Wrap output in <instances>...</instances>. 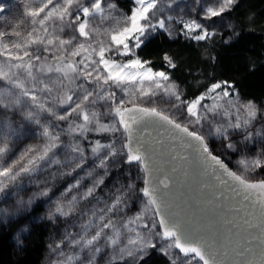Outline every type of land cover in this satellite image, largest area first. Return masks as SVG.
Segmentation results:
<instances>
[{
    "label": "snow or ice",
    "instance_id": "obj_1",
    "mask_svg": "<svg viewBox=\"0 0 264 264\" xmlns=\"http://www.w3.org/2000/svg\"><path fill=\"white\" fill-rule=\"evenodd\" d=\"M134 3L136 6L130 15L125 14L117 18L112 15L115 5L108 4L106 12L102 0H92L88 6H85L84 0H39L37 7L26 2L23 16L30 18L31 22V30L27 32V35L24 36L21 31L17 30L23 21L19 22L11 32L0 31V57L7 58L0 62V81L15 90L0 89V108L5 112L22 110L26 102L30 101L32 109L25 113V119L40 126L43 137L42 144L28 146L16 159L8 163L5 157L10 148L8 136L3 133V129L9 126L5 120L0 119V192H3L10 182L37 172L42 162L49 166L74 164L75 168L82 167L85 159L84 147L79 142L63 145L61 133L66 131L69 134L79 133L84 136L92 131L116 133L122 129L126 134V143L123 148L127 149L124 153L126 155L124 162L128 164L135 162L141 166L144 172V187L140 191L148 198L146 209H154L155 214L161 217L159 220L161 231L154 234L151 229L147 233L139 231L140 227L149 228L148 224L140 223L143 220V213L128 218L121 226H117L112 219L104 222L106 216L102 214L99 216L101 223L95 234L87 239L82 236L80 240H73L74 245L82 243L84 246H92L104 237L107 246L112 247L115 253L110 258L109 264H113L116 260L125 261L126 264L128 261L135 264L143 260L149 249L157 248L153 236L167 242L165 246L159 248V251L168 256L170 264H185L190 254L203 264H225L230 246L236 256L242 257L247 253H252V240H260L264 245V180L250 181L243 173L255 171L258 168L264 169V148L256 157H242L238 160L237 163L243 169V173L237 174L231 171L219 156L213 155L205 136L196 131H190L187 124L177 122L158 107H143L135 103L134 99L127 102L132 103L133 106L127 107L126 101L122 98L118 99L113 89L123 91L134 98L138 92L140 98L159 95L174 99L177 103L172 104V108H184L188 116L194 118L189 120V123L201 125L207 122L210 125L209 134H215L228 141L226 147L233 151L238 150L240 146L232 142L229 130L247 129L257 117L258 109L251 102L237 106L231 100H226L230 96V89H233V85L228 81L213 83L206 92L194 99L183 100L179 87L171 81L167 73L153 72L151 67H148V61H142L136 56V49H139L150 38L151 33L155 32L157 27L165 28L164 20L152 22L159 0H134ZM236 3L237 0H216L217 6L205 9L204 19L210 20L218 17L230 10ZM2 7L0 4V8ZM97 17L99 23L93 26L90 21ZM66 28L73 31V35L68 39L58 35ZM183 28L187 30L184 35L196 41L208 40L215 35L214 31H209L195 20L183 22ZM197 29L200 30L199 34L193 35ZM76 32L85 40L75 43L78 39L74 34ZM9 36L17 39L11 43L6 42L5 38ZM32 45H43L45 53L52 52L54 66L46 63L47 56L43 57L44 62H41L42 58L39 55L28 51ZM126 56L131 57L126 62L123 59H116ZM164 59L169 67H176L171 57L166 55ZM33 61L37 63L34 64ZM51 72L60 74L55 84L46 82L36 75V73ZM78 81H83V83H78ZM28 84L32 85L31 89L27 86ZM38 85L39 91L49 94L57 90L54 99L59 105H67V110L63 114H57L53 107L41 102L34 90ZM89 86H92L91 90ZM130 88L133 91L130 92ZM76 90L79 91V95L76 94ZM206 99H211L212 103H202ZM232 109L235 110L234 113ZM38 112H47L57 121H68L67 130L62 129L56 132L53 130L54 126L42 125L40 119L37 118ZM221 112L224 116L235 115L234 122L229 120L223 124H214L210 119V114L211 117H216ZM105 115H111L113 122L103 123L102 117ZM72 117L76 119L73 120ZM136 126H140L139 135L136 134ZM149 126L162 127L172 135L173 139H179L182 147L191 149L196 154L205 171L211 169L212 175L220 183L227 184L228 181L222 179L221 173L217 171V169L222 170L224 176L237 182L239 191L246 193L244 200H248L253 192L257 194L252 202V212L249 215L255 217L258 213V223L253 222L252 219H244L243 223L246 225L245 231L258 228L259 235L249 232V235L244 238L247 246L241 248L239 238L234 240L225 234H193L181 220L168 213L164 190L169 188V177L165 175L164 178L159 179L155 175L159 169L153 163L154 149L148 140L151 133L147 131ZM14 132L15 130H11L8 135H13ZM257 135L264 137V129H258L256 132L248 131L243 137L244 146ZM189 137L190 140L187 139ZM61 147L67 148L66 158L63 161L55 158L56 150ZM103 150L107 152L99 159L96 167L104 169L107 174L109 161L120 153L113 144H101L99 140L91 147L94 156L102 154ZM88 175H92V172ZM101 183H103V177L84 193V198L91 196ZM78 185L79 181L75 185H70L69 190ZM161 185L163 188L160 187ZM127 188L132 190L133 185L129 184ZM233 190L237 191L236 188ZM40 194L46 195L47 191ZM122 202V197L118 195L107 207L106 213L118 211ZM56 212L60 215H69L71 207L69 211H65L64 206L60 205L57 206ZM87 226L86 223L82 227L87 228ZM155 227L156 225L153 224L152 228ZM106 229L110 230L111 234H106ZM125 232L128 234L126 243H122V236ZM173 250H178V252L174 253ZM94 252H101V248H94ZM180 254H183V258ZM71 259L72 257L69 256L67 261ZM67 261L64 264H67ZM188 264H191L190 260ZM240 264H264V248H261L258 261L244 260Z\"/></svg>",
    "mask_w": 264,
    "mask_h": 264
},
{
    "label": "rangeland",
    "instance_id": "obj_2",
    "mask_svg": "<svg viewBox=\"0 0 264 264\" xmlns=\"http://www.w3.org/2000/svg\"><path fill=\"white\" fill-rule=\"evenodd\" d=\"M131 1H132V9H133L136 5L134 3V0ZM26 2L33 7L39 6V0H0V4H2L3 8H5V13H6L5 17L3 16L0 17V21H1L0 31L11 32L19 22L23 21V23L20 25L19 28H17V30L21 31L24 36L27 35V32L31 30V22H30V18L23 16L24 6ZM84 2H85V6H88L92 2V0H84ZM108 4L114 5L113 0H102V5L105 7L106 12L108 11L107 9ZM213 6H217L216 0H159L157 8L154 10L155 16L152 18V22L155 23L158 20H164L165 28L163 29L166 30L168 33H171V35H176L180 31L183 33L187 31L186 29L183 28V22H188L193 20L203 24L205 28H207L209 31H214L215 33L220 32L223 29L228 28L229 25V20L224 13H222L218 17H213L210 20L204 19L205 9ZM131 11L127 15H130ZM73 12L75 13V9H73ZM112 15L117 18H120L123 15H125V13H123L122 11H120L118 8L115 7V9L112 10ZM81 18L83 19L82 14H81ZM90 23L93 26L97 25L99 23V18L97 17V19L91 20ZM106 26L107 25H105V27ZM199 31H200L199 29L195 30V32H193V35L199 34ZM74 34L78 38L77 41H75V43H79L85 40L84 37L79 36L78 32ZM58 35H60L61 38L68 39L71 35H73V31L72 29L66 28L63 33H58ZM5 39L6 42L11 43L13 40H16L17 38L13 36H9L6 37ZM43 47H44L43 45H32L28 49V51L32 52L35 55H39L42 58L43 53H45ZM49 47L51 48V46ZM53 51H55V49H53ZM20 54L22 55L23 53L21 52ZM45 54L48 57L46 63L52 64L54 66V61L52 60V52ZM129 58L131 57L129 56L123 58L117 57L116 59L117 60L123 59L126 62L127 59ZM6 59H7L6 57H0V62L5 61ZM13 62L15 63L17 61H13ZM41 62H44L43 58ZM33 63L36 64L37 62L33 61ZM152 71L159 72L162 70L152 69ZM36 75L38 76V78L53 84L58 82L57 78L60 76V74L55 72L36 73ZM171 81L177 85V83L174 82L172 79ZM218 82H223V81H218ZM78 83H83V81H78ZM213 83H217V82H213ZM210 85L208 87H210ZM27 86L30 89L32 88L31 84H28ZM145 86L147 87V85ZM91 87L92 86H89L90 90ZM208 87L205 90H203L201 93L206 92ZM0 89L15 91L14 89H11L10 85L6 84L3 81H0ZM34 90L36 91L37 96L40 97L41 102H45L48 106L53 107L54 110L57 112V114H63L64 111L67 110L68 108L67 105H63V106L59 105L54 99V97L57 95V90H54L53 93L49 94L46 92L39 91V85ZM113 90L116 91L118 99L122 98L126 101V105L132 104L127 102L129 100L134 99L135 103L139 105L148 106V107L155 106L158 107L159 109H162L170 117L176 119L178 122L187 124L188 127L190 126L191 128L195 129L194 131H197L201 135L205 136L206 143L208 144L207 133H209L210 125L207 122H203L201 125L189 123V120L194 118H190L187 114L186 109L184 108L181 109L172 108L171 105L177 103L174 99H170L169 97L159 96V95L156 97L140 98L138 92L136 97L134 98L130 95H126L123 91L116 89ZM129 91L131 92L133 91V89L130 88ZM201 93H199L198 95H200ZM76 94L79 95L78 90H76ZM226 100H231L237 106L251 102L258 109L257 117L255 118V120L252 121V123L249 125L247 129L229 130L232 142L237 143L240 146L239 149L236 151L229 149L232 152L236 153L235 156L232 158L236 169L234 167L232 168L236 170L239 174H242L243 169L237 163L238 160H240L242 157H247V158L256 157L257 154L261 151V149L264 148V137L258 135L254 136L252 140L247 143L246 146H244L243 143V137L247 134L248 131L256 132V130L258 129H264V101L254 102L250 99H243L236 93L234 88L230 89V96L226 98ZM202 103L211 104L212 100L206 99L202 101ZM28 108L32 109V105L30 104ZM232 111L233 113L235 112L234 109H232ZM241 116H243L242 113ZM37 118L40 119L42 125L47 124L54 126L52 123H50L48 118L46 119L42 115V113L38 112ZM210 119L213 120L214 124L218 125V124L226 123L229 120H232L234 122L235 115L224 116L223 112H221V114L216 117H211L210 114ZM22 120L25 122L28 121L27 119H25V115L22 116ZM111 122L113 121L111 120L110 123ZM36 126H37L36 130L33 133H27L26 137H24L21 141L15 142L13 145H9L10 151L5 157L6 162L10 163L11 160L16 159L28 146L40 145L43 143V137L41 136L42 128L37 124ZM53 130L56 132H60L59 129L56 130L54 127ZM3 133L4 134L6 133L5 135L9 137L6 128L3 129ZM116 136L117 138H123V137L125 138V133H123V130L121 129L120 131L116 132ZM211 136L214 139H216L217 142L224 144V147H226L228 141L222 139L221 137L216 136L215 134H211L210 137ZM71 137L72 136L68 138L69 140H66L67 145H70L71 142L72 143L79 142L80 144L82 143L83 139L81 137H76V136H74V138ZM121 144H122L121 139L120 141L114 144L115 148L120 154L117 155L116 157L111 158V160L109 161L107 174H109L110 173L109 170L112 169L113 171H115L116 168H119V171L117 172V174L114 175L113 179L110 180V182L107 184L104 183V179L107 175L105 174V170L96 167V165L99 163V159H101L102 155L106 154L107 152V150H103L102 154H98L91 159H87L85 157L84 163L80 168H75L74 164L49 166L48 164L42 162L37 172L31 175L23 176L15 182H10L8 186L5 188V190L9 189L11 191L17 188L19 195L13 198V202L15 204L27 203L32 198L35 197L38 199H42L41 202L45 203V212L47 214L50 213L51 214L50 216L54 214L56 217L52 218V220L53 221L56 220L55 223L57 224L58 221V224H60L59 229L56 230V233L54 235H52L48 243L47 252L42 264H64V262L67 261V258L69 256H71L72 259L70 261H67V264H90V261L91 264H104L108 262L115 253L112 247L107 246V242L104 237H102L100 240L95 242V244L92 246H84L82 243L78 245H74L72 243L73 240H80L82 236L85 239H87L90 238V236L94 235L97 227L101 223L99 221V216L102 214L106 216L104 222H107V219H112L114 222H116L117 226H121L123 222L126 221L128 218L135 217L137 214L143 213V220L140 223L148 224L149 228L145 229L143 227H140L139 231L147 233L149 229H151L153 234L156 233L152 228L154 222L151 219H149L150 217H152L150 210L146 209L145 207L147 205L148 198H146L145 201L143 202H139L137 199H135L137 197L136 193L139 195L137 182L141 177V174L143 175L141 166L135 162L131 164L124 162L126 160V155L124 153L127 152L126 151L127 149L126 150L120 149ZM65 149L67 150L66 147H62L58 152H56L55 158H58L61 161L65 160L66 158L65 154L67 152ZM122 156H124L125 158L123 159L124 162L123 164L124 165L126 164L123 167H121L122 162H120L119 160L120 158H118V157L122 158ZM138 165L140 169L138 168ZM89 172H92V175H88ZM243 174L246 179H264V169H260V168L256 169L255 171H249ZM63 175L67 176L66 184H64L63 187H61L60 185L57 186L58 179H61ZM101 177H103V183L99 184L95 188V191L91 196L84 198V193L90 187H92L95 184V182ZM123 177L125 179H123ZM77 181H79V185L69 190V186L75 185ZM28 184L33 185L31 191L30 190L23 191L22 189H20L22 188L23 185H28ZM129 184L133 185L132 190H128L127 186ZM45 191H47L46 195L40 194ZM3 192H0V195H2ZM118 195L122 197V201H123L120 205L119 210L113 213H106L105 210L109 205L112 204L113 200ZM15 204H12L10 205V207H8V211H10L8 213L7 210L0 208V220H4L7 216L9 217V215L13 213L12 209L15 207ZM60 205L64 206L65 211H69V207H71L70 214L69 215L58 214L56 212V209L57 206ZM151 211L153 212V210ZM93 213H95V215H93ZM86 223L88 224L87 228L82 227ZM105 233L111 234L110 230L107 229L105 230ZM127 235L128 234L125 232L124 235L122 236V243H126ZM153 238H154V242L157 244L158 250L160 247L165 246V244L167 243L166 241L160 240L158 237L153 236ZM57 245H59V247H57ZM96 247L101 248V252L99 253L94 252V248ZM173 252L175 253L178 251L173 250ZM180 255L183 258V255L182 254ZM188 260L191 261V264H201V262L198 259L193 258L191 255H189V257L185 261V264H188Z\"/></svg>",
    "mask_w": 264,
    "mask_h": 264
},
{
    "label": "trees",
    "instance_id": "obj_3",
    "mask_svg": "<svg viewBox=\"0 0 264 264\" xmlns=\"http://www.w3.org/2000/svg\"><path fill=\"white\" fill-rule=\"evenodd\" d=\"M113 3L125 14L130 13L132 9L131 0H113ZM5 14V8H0V17H5ZM224 14L229 20L228 28L216 32L208 40L196 41L186 37L181 31L176 35H170L166 30L157 28L151 33L150 38L136 49V55L142 61H148V66L153 70L166 72L179 86L183 100L193 99L213 82L228 81L241 98L254 102L264 101V0H237V3ZM166 55L173 59L175 68L168 66L164 59ZM45 56L46 54L43 53L42 58ZM27 102L22 110L5 112L0 108V119L5 120L9 126L6 128L8 134L11 130H15L14 134L8 137L9 145L21 141L27 133H33L36 130L35 122L22 120V116L31 110L28 108L31 102ZM100 110L103 111V108L100 107ZM39 113L48 118L56 130H67L68 121H57L47 112ZM72 119L76 118L72 117ZM111 120L113 121L111 115L102 117V122L105 124L110 123ZM207 134L209 149L222 156L235 168L232 158L236 153L224 147V144L217 142L212 136L210 137L209 133ZM70 136L83 139L81 146L85 149L84 156L87 159L94 157L91 147L97 140L101 144L114 145L121 139L120 149L122 150L125 144V138H117L116 133L92 131L82 136L79 133L69 134L65 131L61 134L63 145L67 146L66 140H69ZM118 158L122 162L121 167L125 166L124 156ZM138 168L140 169L139 165ZM109 171L110 173L104 179L106 184L113 179L119 168ZM66 178V175H63L61 179L57 178V186L63 187L67 182ZM142 180L141 174L137 182L139 195L136 193L135 198L139 202L147 198L140 191ZM32 188L33 185L28 184L20 189L31 191ZM8 190H4L0 195V208L7 210V213L10 212L8 207L15 204L13 198L19 195L17 188ZM41 200L35 197L27 203L15 204L13 213L4 220H0V264L43 263L48 243L60 224L52 220L56 217L54 214L50 216V213L45 212V203ZM150 213L152 217L149 219L156 225L153 228L154 231L160 232L154 213L151 210ZM104 264H109V261ZM113 264H126V262L116 260ZM127 264H133V262L128 261ZM135 264H170V261L168 256L155 248L149 249L144 259Z\"/></svg>",
    "mask_w": 264,
    "mask_h": 264
},
{
    "label": "water",
    "instance_id": "obj_4",
    "mask_svg": "<svg viewBox=\"0 0 264 264\" xmlns=\"http://www.w3.org/2000/svg\"><path fill=\"white\" fill-rule=\"evenodd\" d=\"M126 106L132 107L133 105L129 104ZM189 130L194 131L191 128ZM147 131L151 133L148 140L154 149L153 163L159 169L155 175L159 179L164 178L165 175L169 177V188L164 190L168 204V213L181 220L193 234H225L234 240L239 238L241 240V248L247 246L244 243V238L249 235V232L259 235L258 228L245 231L246 225L243 223L244 219H252L253 222L258 223V213L255 217L249 215L252 212V202L257 195L255 192L251 193L248 200H244L243 197L246 193L238 190L237 182L230 180L222 174V170L217 169L221 173L222 179L228 181L227 184L220 183L212 175L211 169L205 171L200 165L196 154L191 149L182 147L180 140L173 139L172 135L166 132L164 128L149 126ZM139 132L140 126H136V134L139 135ZM198 134L200 133L198 132ZM187 139L190 140L191 138ZM212 153L219 156L231 171L237 172L219 154ZM237 174L239 173L237 172ZM248 180L259 181L264 179ZM160 187L163 188L162 185ZM234 188L237 191H234ZM153 212L159 226L161 217L155 214L154 209ZM231 247L225 259V264H233V262L240 264L244 260L258 261L259 253L261 248H264V245L261 244L260 240H252L251 247L253 252L247 253L242 257L236 256L231 251ZM200 262L203 264L202 261Z\"/></svg>",
    "mask_w": 264,
    "mask_h": 264
}]
</instances>
